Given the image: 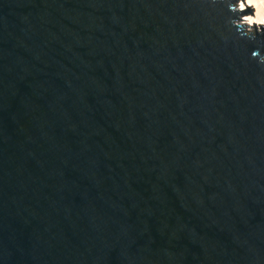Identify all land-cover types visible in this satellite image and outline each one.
Instances as JSON below:
<instances>
[{"label": "water", "instance_id": "95a60500", "mask_svg": "<svg viewBox=\"0 0 264 264\" xmlns=\"http://www.w3.org/2000/svg\"><path fill=\"white\" fill-rule=\"evenodd\" d=\"M244 1L0 0V264H264Z\"/></svg>", "mask_w": 264, "mask_h": 264}, {"label": "bare ground", "instance_id": "6f19581e", "mask_svg": "<svg viewBox=\"0 0 264 264\" xmlns=\"http://www.w3.org/2000/svg\"><path fill=\"white\" fill-rule=\"evenodd\" d=\"M237 9L244 12L251 11L254 14L252 18L240 24L252 27V29L264 26V0H246Z\"/></svg>", "mask_w": 264, "mask_h": 264}, {"label": "rangeland", "instance_id": "374dc122", "mask_svg": "<svg viewBox=\"0 0 264 264\" xmlns=\"http://www.w3.org/2000/svg\"><path fill=\"white\" fill-rule=\"evenodd\" d=\"M240 5H238L237 7H239ZM246 12V11H245ZM248 12V11H247ZM251 12V11H250ZM247 28V30H249V31H253V29H252V27H246Z\"/></svg>", "mask_w": 264, "mask_h": 264}]
</instances>
